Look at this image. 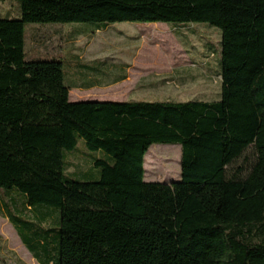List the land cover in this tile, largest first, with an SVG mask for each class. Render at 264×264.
<instances>
[{
    "label": "trees",
    "instance_id": "1",
    "mask_svg": "<svg viewBox=\"0 0 264 264\" xmlns=\"http://www.w3.org/2000/svg\"><path fill=\"white\" fill-rule=\"evenodd\" d=\"M8 1L20 17L0 18V198L39 212L5 206L38 262L264 264V0ZM121 23L220 29V99L74 103L72 68L107 85L118 66L27 59V25ZM80 140L104 157L82 159ZM154 145L181 146L180 181H145ZM75 155L97 180L72 179Z\"/></svg>",
    "mask_w": 264,
    "mask_h": 264
},
{
    "label": "rangeland",
    "instance_id": "2",
    "mask_svg": "<svg viewBox=\"0 0 264 264\" xmlns=\"http://www.w3.org/2000/svg\"><path fill=\"white\" fill-rule=\"evenodd\" d=\"M11 5L16 7L11 8ZM19 17L20 9L16 2H0V18L15 19ZM74 26L78 25H27V59H43L45 61L65 59L62 51L65 43L61 36L55 37L54 35L50 43L45 40L43 46H37L33 39V29L60 28L67 31ZM192 27V25H186L180 28L173 24L161 23H121L111 25L106 32L100 33L99 39L96 38L90 42L92 43L90 46H87V40H81L77 46L84 53V61L87 65H95L96 60H99V69L107 70L112 66L120 67L124 63H129L132 69L128 83L115 88L100 89L79 95L71 92L72 100L118 102L219 100L221 92L219 75L222 57L221 30L207 24ZM59 46H62V49ZM59 54H61L60 57ZM66 59L65 69L70 70L69 66L75 65V61L71 58ZM118 73L121 76L122 72L118 71ZM168 74H172L175 81L171 79L172 77L167 76ZM145 76H150V78L138 83ZM115 78L116 76L113 75H104L101 81L108 84ZM137 83L139 87L136 88ZM75 154L84 160L93 156L104 157L102 153L89 151L83 140L79 141ZM181 159V146L179 145L152 146L145 156V181L159 183L180 181ZM68 160L72 165L69 174L76 172L75 169L77 170L76 175H71L72 179L95 181L99 178L98 169L93 165L88 164L87 169L91 172L86 174L85 166L87 165L78 156H69Z\"/></svg>",
    "mask_w": 264,
    "mask_h": 264
},
{
    "label": "crops",
    "instance_id": "3",
    "mask_svg": "<svg viewBox=\"0 0 264 264\" xmlns=\"http://www.w3.org/2000/svg\"><path fill=\"white\" fill-rule=\"evenodd\" d=\"M16 6L11 5V8ZM110 27L105 30H99V27L96 25H78L70 28L69 30H61L60 28L54 29H33L34 35L33 39L37 46H43L45 40L50 43L52 37L61 36V39L64 41L63 49L62 46H59L63 55L71 59H77L79 64L83 66L86 65L84 61V53H82L81 48L77 46V43L81 40H87V46L92 43L94 39H99V34L106 32ZM48 36V37H47ZM60 39V40H61ZM69 45V46H68ZM62 54V53H61ZM59 54L58 56H61ZM84 61V62H83ZM99 62V60H96ZM132 67L129 63H124L117 69L109 71L113 76H116L113 83L110 84H99V70H88V69H77L72 68L70 73H68L70 80V94L69 99L72 100V93L76 95L89 93L92 91H97L100 89H110L124 85L130 81V71ZM118 71H121L122 74L119 76ZM167 76L172 77V74ZM148 77H142L138 83H141ZM173 81L175 79L171 78ZM137 83L136 88L139 87ZM72 92V93H71ZM75 99V98H74ZM71 102H118V101H99V100H84V99H75ZM122 102V101H119ZM125 102V101H123ZM16 197L18 199L17 193H10V196L7 199L0 198V264H40L38 260L31 254V252L26 248V246L21 241L19 234L11 223L8 215L5 211V206H9L11 211L15 214L21 215L29 221H37L39 218V212L31 208H22L24 204L22 201L18 200L12 201L11 198ZM16 206V207H15Z\"/></svg>",
    "mask_w": 264,
    "mask_h": 264
}]
</instances>
